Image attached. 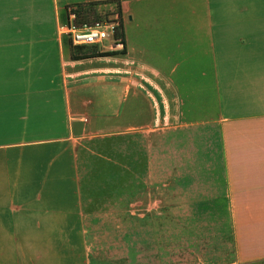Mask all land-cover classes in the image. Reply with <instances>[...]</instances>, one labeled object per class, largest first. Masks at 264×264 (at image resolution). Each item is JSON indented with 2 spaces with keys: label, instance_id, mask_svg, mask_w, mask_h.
<instances>
[{
  "label": "crops",
  "instance_id": "1",
  "mask_svg": "<svg viewBox=\"0 0 264 264\" xmlns=\"http://www.w3.org/2000/svg\"><path fill=\"white\" fill-rule=\"evenodd\" d=\"M90 2L120 6L126 53L72 57L59 29ZM117 135L121 176L82 175V141ZM67 185L86 234L137 218V264H264V0H0V213Z\"/></svg>",
  "mask_w": 264,
  "mask_h": 264
},
{
  "label": "rangeland",
  "instance_id": "2",
  "mask_svg": "<svg viewBox=\"0 0 264 264\" xmlns=\"http://www.w3.org/2000/svg\"><path fill=\"white\" fill-rule=\"evenodd\" d=\"M94 7L98 20L112 18L118 9L108 2H100ZM98 49L101 50L102 46H98ZM113 108L115 112L121 109V101L117 96L114 97ZM110 123L116 125L115 121ZM82 143L92 146L97 151L95 155L99 152V156H103H100L101 159L109 157L113 164L109 172L102 165V168H98L97 163L89 159L86 168L82 169V175L92 178L121 176V167L118 165L122 157L120 135L107 139L86 138ZM61 160L69 162L66 158ZM66 171L68 175L70 170ZM78 171L77 174L81 175L80 168ZM73 172L71 170V175H74ZM41 187L28 186L27 197L30 202H26L22 210L12 207L16 205L22 208V202L15 201L12 204L11 197L2 191L0 264H137L136 217L130 219V232H127V224L122 220L120 210L112 209L111 213L108 210L101 211L96 220V229L89 227L90 231L86 234L85 219L79 214L78 207L81 198L69 190L74 186H64L66 191L56 192L50 198L46 191H41ZM105 202L108 203L107 200ZM16 216L20 225L18 229L9 223ZM87 242L95 245L97 259L87 255ZM22 244L29 245L24 254L20 248ZM159 256V261L163 260L161 253Z\"/></svg>",
  "mask_w": 264,
  "mask_h": 264
},
{
  "label": "built area",
  "instance_id": "3",
  "mask_svg": "<svg viewBox=\"0 0 264 264\" xmlns=\"http://www.w3.org/2000/svg\"><path fill=\"white\" fill-rule=\"evenodd\" d=\"M79 8L67 7V21L59 29L61 35H66L73 45H97L110 49L124 48L123 41L117 37V27L120 25V15L115 11L112 18L100 19L96 22H80Z\"/></svg>",
  "mask_w": 264,
  "mask_h": 264
},
{
  "label": "trees",
  "instance_id": "4",
  "mask_svg": "<svg viewBox=\"0 0 264 264\" xmlns=\"http://www.w3.org/2000/svg\"><path fill=\"white\" fill-rule=\"evenodd\" d=\"M100 2H90V3H84V4H77L76 6L79 8L78 10V16H79V21L80 22H89L93 23L98 21L99 16H97V11L94 6L99 4ZM69 7V6H68ZM117 12L120 15V25L117 27V37L121 38L124 44V48L122 50H117V51H101L98 49L97 45H91V46H86V45H73L71 44V50H72V57L74 59H79V58H86L90 56H105L107 54H124L126 53V47H125V33H124V25H123V20H122V11L120 6H118ZM97 17V18H96ZM99 165L104 166L109 172L110 170L112 171L111 166H109L110 161L104 160V159H99L98 160ZM100 168H102L100 166Z\"/></svg>",
  "mask_w": 264,
  "mask_h": 264
}]
</instances>
